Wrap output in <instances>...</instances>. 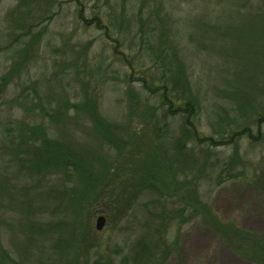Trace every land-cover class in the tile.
Instances as JSON below:
<instances>
[{
  "label": "rangeland",
  "instance_id": "374dc122",
  "mask_svg": "<svg viewBox=\"0 0 264 264\" xmlns=\"http://www.w3.org/2000/svg\"><path fill=\"white\" fill-rule=\"evenodd\" d=\"M80 3L88 20L100 12L106 27L80 20ZM259 9L247 0H0V246L11 257L8 263L88 264L106 255L122 264L145 229V220L138 219L148 213L145 208L121 221H110L102 206L93 216L66 197L75 178H62L55 169L39 172L36 157L19 142L26 133L29 142L42 123L64 151L77 152L96 173L113 162V142L122 140L125 149L155 146L178 180L199 178L202 198L224 219L264 236V125L258 135L250 123L257 138L239 140L235 164L228 163L231 143L206 151V144L187 139L188 148L178 147L181 117L165 118L159 110L152 118L149 105L156 106V99L140 80L149 69L159 73L156 81L170 76L177 52L189 79L182 84L201 100V129L214 134L247 124L246 107L253 112L264 104ZM37 30L43 33L33 45L31 32ZM116 46L122 53L114 52ZM240 92L253 100L245 103ZM86 102L95 103L105 130L85 109L77 111ZM101 214L106 221L98 230ZM180 250L169 264H248L196 221L183 226Z\"/></svg>",
  "mask_w": 264,
  "mask_h": 264
},
{
  "label": "trees",
  "instance_id": "16d2710c",
  "mask_svg": "<svg viewBox=\"0 0 264 264\" xmlns=\"http://www.w3.org/2000/svg\"><path fill=\"white\" fill-rule=\"evenodd\" d=\"M247 2H256V6L259 5L261 8L258 13L264 18V0H247ZM84 10L83 4H78L77 14L80 20L86 24H95L98 29L106 27L102 23L100 12L96 11L98 14L88 20ZM30 28L32 27L29 26L28 31ZM260 31L263 32V36H261L264 38V22ZM108 32L107 26L105 35L110 38ZM42 33L43 30L32 31L30 43L33 45L38 43ZM115 41L119 44L118 39ZM90 43L88 42L83 47V51L86 52ZM114 52L122 53L117 46L114 47ZM178 55L175 52L174 58L177 62V69L174 68L172 73H169L170 76H164L163 79L158 78L159 80L156 81L155 77H159L157 71L154 70L152 73V69H149L142 74L143 77L140 80L143 82V87L150 91L151 96H155L157 103L156 106L149 105L152 118L158 115L159 110L162 111L165 118L180 116L182 119L181 142L176 141L174 145L188 148L189 141L187 139H189L199 146L206 144L209 147L206 151H210L211 146L231 143L234 150L228 163L240 162L239 140L243 136L251 139L257 138L250 125L252 122L257 128L258 135L261 133L264 125V104H261L259 109L257 107L254 109L253 112L256 114L252 112L250 107H246L245 110L243 108L244 120H247V124L231 129H226L225 126L214 134L206 133L201 129L198 116L201 100L197 95L194 96L190 92L187 94L182 81L188 83L189 79L185 73L184 62L179 61ZM160 56L161 53L158 54V57ZM126 61L134 69V64L130 63L127 57ZM129 76L131 80L134 78L132 73ZM240 96L245 103H249V99L253 100L248 94L240 92ZM94 104L89 103L88 105L86 102L83 105L75 106L77 111L85 109L90 115L96 117L101 126L103 123L107 125L106 122H103L104 119L101 118L102 116ZM251 114L254 117L250 116ZM104 127L102 126L103 130H105ZM48 134L47 127L42 123L36 135L35 133L31 134L29 141L31 144L28 141L24 142V138L28 135L26 133V137L23 136L20 139L19 148L22 150L23 143L27 144L32 155L36 157V165L40 173L47 169H55L56 174L62 178H75V182L72 181L71 185L66 188V197L69 202L82 203L83 208L87 206L94 212L93 216L96 211L99 213L96 207L102 206L104 214L110 221H121L131 211L133 212L139 207L145 208L150 214L145 212L144 216L136 217L139 221L142 218L145 220L143 221L145 229L141 230L130 245L128 252L122 256V264H169L172 258H179L182 228L185 224L193 221L211 231L235 255L248 264H264V236L257 231L243 227L235 220L224 219L213 205L202 198L199 178L194 177V180H190L185 176V180H178L171 168L165 164L166 162L160 160L155 146L147 148L136 145L125 149L120 142L122 140L117 143L113 142L117 153L113 162H104L101 166L103 170L96 173L94 168L86 166L77 152L64 151L60 143ZM133 135L134 133L131 134V137L135 139ZM124 143L131 144L130 141ZM212 165V162L208 164V166ZM203 170L200 169L199 171L202 172ZM239 174L244 176L245 171L240 170ZM145 195L152 196L150 197L151 200L143 201ZM150 205L156 208L155 211L150 210ZM150 218L151 223H149ZM62 222L61 219L59 223ZM89 222L88 229L91 227ZM84 239L87 243L85 235ZM88 245L90 244L88 243ZM7 259H11V257L1 245L0 264H12L8 263ZM90 263L116 264L112 256L106 255L95 258L93 262L89 260L88 264Z\"/></svg>",
  "mask_w": 264,
  "mask_h": 264
},
{
  "label": "water",
  "instance_id": "95a60500",
  "mask_svg": "<svg viewBox=\"0 0 264 264\" xmlns=\"http://www.w3.org/2000/svg\"><path fill=\"white\" fill-rule=\"evenodd\" d=\"M105 221H106V218L103 214L99 215L97 220H96V228L98 230H101L103 229L104 225H105Z\"/></svg>",
  "mask_w": 264,
  "mask_h": 264
}]
</instances>
